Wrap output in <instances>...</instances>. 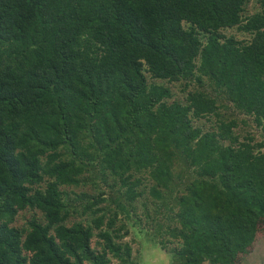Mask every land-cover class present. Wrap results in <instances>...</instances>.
<instances>
[{"label":"trees","instance_id":"1","mask_svg":"<svg viewBox=\"0 0 264 264\" xmlns=\"http://www.w3.org/2000/svg\"><path fill=\"white\" fill-rule=\"evenodd\" d=\"M263 234L264 0H0V264H239Z\"/></svg>","mask_w":264,"mask_h":264},{"label":"rangeland","instance_id":"2","mask_svg":"<svg viewBox=\"0 0 264 264\" xmlns=\"http://www.w3.org/2000/svg\"><path fill=\"white\" fill-rule=\"evenodd\" d=\"M126 240H131V236L126 237ZM131 244L133 247V255L135 256L138 253V243L135 241L131 242ZM159 262L160 260L156 255H152L148 260H145V264H157ZM161 262H163V260H161ZM239 264H264V234L258 237L254 243L253 249L244 256Z\"/></svg>","mask_w":264,"mask_h":264},{"label":"clouds","instance_id":"3","mask_svg":"<svg viewBox=\"0 0 264 264\" xmlns=\"http://www.w3.org/2000/svg\"><path fill=\"white\" fill-rule=\"evenodd\" d=\"M169 264H171V261H169Z\"/></svg>","mask_w":264,"mask_h":264}]
</instances>
